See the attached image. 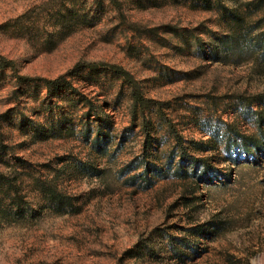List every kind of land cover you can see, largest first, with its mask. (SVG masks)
I'll return each mask as SVG.
<instances>
[{
    "label": "rangeland",
    "instance_id": "374dc122",
    "mask_svg": "<svg viewBox=\"0 0 264 264\" xmlns=\"http://www.w3.org/2000/svg\"><path fill=\"white\" fill-rule=\"evenodd\" d=\"M252 1L0 0V264L264 258Z\"/></svg>",
    "mask_w": 264,
    "mask_h": 264
},
{
    "label": "trees",
    "instance_id": "16d2710c",
    "mask_svg": "<svg viewBox=\"0 0 264 264\" xmlns=\"http://www.w3.org/2000/svg\"><path fill=\"white\" fill-rule=\"evenodd\" d=\"M264 8V0H254L252 2H249L247 4V9L249 12L254 11V10H262ZM233 16L235 18H239V16L237 14H233ZM263 21H264V17H263ZM263 36H264V32H263ZM3 61V68H7V67H12V62H9L7 60L2 59ZM105 69H108L109 71L113 72L116 76H118L119 78H122L126 83H128L131 87L132 90V98L134 101V107H141V108H145L147 107V105H149L151 103L150 100H146L145 97L142 95V93H140V90L138 89L135 81L133 80L132 76L125 71L123 68L118 67V66H110V65H102ZM45 85L47 86L48 89H52V87L57 86L60 81L59 80H55V81H50V80H44ZM3 180V175L0 174V182ZM45 191L47 192V194L51 195V199L52 201H54L55 203H60L62 202L61 200V196L59 194H57V192L55 190L52 189H47L46 187L44 188Z\"/></svg>",
    "mask_w": 264,
    "mask_h": 264
},
{
    "label": "bare ground",
    "instance_id": "6f19581e",
    "mask_svg": "<svg viewBox=\"0 0 264 264\" xmlns=\"http://www.w3.org/2000/svg\"><path fill=\"white\" fill-rule=\"evenodd\" d=\"M254 262L255 264H264V258H258Z\"/></svg>",
    "mask_w": 264,
    "mask_h": 264
}]
</instances>
